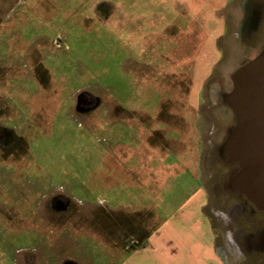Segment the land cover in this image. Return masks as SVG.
I'll return each instance as SVG.
<instances>
[{"label":"rangeland","instance_id":"1","mask_svg":"<svg viewBox=\"0 0 264 264\" xmlns=\"http://www.w3.org/2000/svg\"><path fill=\"white\" fill-rule=\"evenodd\" d=\"M263 52L264 0H0V264H119L200 188L218 260L264 264L226 99Z\"/></svg>","mask_w":264,"mask_h":264},{"label":"water","instance_id":"2","mask_svg":"<svg viewBox=\"0 0 264 264\" xmlns=\"http://www.w3.org/2000/svg\"><path fill=\"white\" fill-rule=\"evenodd\" d=\"M226 96L239 125L227 152L241 166L235 188L264 210V52L232 76Z\"/></svg>","mask_w":264,"mask_h":264},{"label":"crops","instance_id":"3","mask_svg":"<svg viewBox=\"0 0 264 264\" xmlns=\"http://www.w3.org/2000/svg\"><path fill=\"white\" fill-rule=\"evenodd\" d=\"M204 189H198L185 205H192L176 215L172 222L166 220L147 232L138 229L131 244L126 245V250L131 251V256L119 264H146L147 255L154 254V264H222L218 260L215 238L212 234L208 218L203 215L201 198ZM205 193V192H204ZM183 206V207H184ZM197 212H195V211ZM196 214L202 215L196 224L193 218ZM151 217L152 213H147ZM205 219H204V218ZM196 225L197 227L193 228ZM191 226V227H190ZM190 229V230H189Z\"/></svg>","mask_w":264,"mask_h":264},{"label":"flooded vegetation","instance_id":"4","mask_svg":"<svg viewBox=\"0 0 264 264\" xmlns=\"http://www.w3.org/2000/svg\"><path fill=\"white\" fill-rule=\"evenodd\" d=\"M257 17H258L257 14H254L252 12L251 17H249L250 18V24L252 25L251 28H255L256 23H258ZM260 211H262V210H260ZM246 240H247L246 241L247 244L245 243L244 246L246 245V246L251 247V248L246 249L245 251L247 253H249L250 255H253L255 252H257V256L261 259V261L263 260V262H264V231H263V233H259V232L257 234L255 233L254 235H252L251 240H248V239H246ZM238 245H241V244L238 243Z\"/></svg>","mask_w":264,"mask_h":264}]
</instances>
